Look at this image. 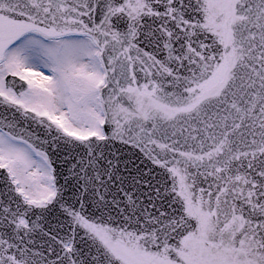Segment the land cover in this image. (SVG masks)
Returning <instances> with one entry per match:
<instances>
[{"label":"snow or ice","instance_id":"1","mask_svg":"<svg viewBox=\"0 0 264 264\" xmlns=\"http://www.w3.org/2000/svg\"><path fill=\"white\" fill-rule=\"evenodd\" d=\"M0 264H264V0H0Z\"/></svg>","mask_w":264,"mask_h":264}]
</instances>
